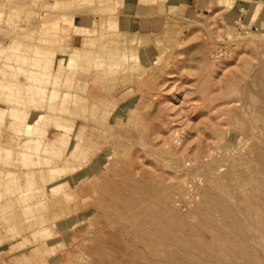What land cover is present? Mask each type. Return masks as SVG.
Listing matches in <instances>:
<instances>
[{"label": "rangeland", "instance_id": "1", "mask_svg": "<svg viewBox=\"0 0 264 264\" xmlns=\"http://www.w3.org/2000/svg\"><path fill=\"white\" fill-rule=\"evenodd\" d=\"M184 1L170 0L176 19L154 21L136 46L125 32L140 20L96 0H0V264H252L240 247L264 240V0H202L195 13ZM79 28L80 54L94 55L84 102L62 94L79 76ZM12 81L43 90L20 102ZM217 181L239 216L210 208L204 192ZM219 230L237 242L236 263L197 247Z\"/></svg>", "mask_w": 264, "mask_h": 264}, {"label": "bare ground", "instance_id": "2", "mask_svg": "<svg viewBox=\"0 0 264 264\" xmlns=\"http://www.w3.org/2000/svg\"><path fill=\"white\" fill-rule=\"evenodd\" d=\"M90 22H92V21H90ZM88 20H87V23L85 24V25H87V26H94V25H91V23H90ZM79 24V26H85L84 24H81V23H78ZM83 34H84V30L82 29V28H79V29H77V45L75 46V50H76V53L78 54L76 57H71V59L72 60H75L76 61V65H75V68H76V72L79 74V76H77V82L75 83V88H74V90H73V92H68V91H62V94H76V95H78V99H77V101L78 102H84V100H86V98H85V86L88 84V79L89 78H87V77H85L83 74H84V71H85V69L86 68H84V67H82V65L86 62V61H93V59H94V55L92 56L91 55V57L90 56H87L86 58L84 57V56H86V55H83L82 53L80 54V52H82V50L85 48V47H83L84 45L82 44V40H84L83 39ZM57 40H51V39H45L44 40V44L48 47V48H50V49H55V46L57 45ZM94 41H92L91 43H93ZM95 47V46H94ZM93 50H95L94 48H93ZM95 52V51H94ZM93 52V53H94ZM91 61V62H92ZM79 62V63H78ZM93 63V62H92ZM98 73H94L93 75L95 76V75H97ZM19 78H32V74H29V75H27V77H25L24 75L23 76H18V77H16V79H15V81L17 80V79H19ZM18 82V81H17ZM13 84H15L16 86H17V90L18 91H20L18 94H16L15 95V100H17V101H20L21 102V100L22 99H20L21 98V94L22 93H24L23 91H26V92H28V93H35V91H37L38 93H40V90H43V87H38V89H33L32 87H28V86H25V88H23L19 83H14V81H12L10 84H9V87H12L13 86ZM89 84H90V82H89ZM93 85H95V84H93ZM22 88H23V90H22ZM90 88H91V86H90ZM93 88V87H92ZM40 89V90H39ZM95 89V88H94ZM93 89V90H94ZM96 90H97V88H96ZM98 91V90H97ZM36 92V93H37ZM92 92V91H91ZM88 93H89V91H88ZM94 94L96 93V92H93ZM98 94V93H97ZM89 95H90V93H89ZM11 111L12 110H14V108H12V109H10ZM46 114H49V115H51L52 113H51V111H48V112H46ZM53 115V114H52ZM82 115V114H81ZM69 117V118H68ZM65 116V117H63V119H66V120H68V121H70V122H72L73 121V119H72V117H70V116ZM47 122H49V119H45ZM82 124H84V125H82ZM87 125H89L87 122L85 123V121H83V119L82 120H80L79 121V124L77 125V127L74 129V133H73V136H74V138H75V140L74 141H76V147L77 148H75V160H79V157H80V153L82 152V150H81V148L83 147V145H84V138H86V136H85V134H86V132H88L87 130H89V127H86ZM31 125H30V123L28 124V128L30 127ZM35 129L34 128H29L28 129V135L29 136H31V133L34 131ZM51 138L50 137H48V139L47 140H41L40 139V142H43V143H47V142H50L49 140H50ZM52 140V139H51ZM52 142H53V140H52ZM49 145H51V143H48ZM8 153H11V151L9 150V149H7L6 150ZM25 154V153H24ZM259 155H260V153H259ZM261 155H262V153H261ZM262 157H263V155H262ZM243 165V164H242ZM239 166H240V164H239ZM238 166V167H239ZM244 166H246L245 164H244ZM240 168H241V166H240ZM247 169H248V167H247ZM3 170H5V169H2V170H0V177L2 176V174H3ZM52 170V169H51ZM241 170V169H240ZM246 170V169H245ZM245 170H243V172L245 171ZM6 171V170H5ZM47 172H50V169H47L46 170ZM248 170H246L245 171V174H246V176L247 175H249V173L247 172ZM81 172V171H80ZM78 173H79V171H77V173H72V176H75V175H78ZM229 175V174H228ZM240 175H243V174H240ZM231 176V175H230ZM243 176H245V175H243ZM244 177V178H242V179H244L245 180V182H246V180H248V182L250 181V179L251 178H253L252 176H251V178L249 179L248 177ZM232 177V176H231ZM242 177V176H241ZM261 177H263L264 178V176H261ZM47 178H50L49 177V175H47ZM229 178V177H228ZM237 179L238 178H240V177H236ZM246 178V179H245ZM257 178V177H256ZM262 178V179H263ZM236 179V182L238 181ZM261 179V178H260ZM226 180V179H225ZM231 180V179H230ZM232 180H233V178H232ZM241 180V179H240ZM228 181H229V179H228ZM223 183L225 182V181H222ZM248 182H246V183H248ZM264 182V181H263ZM64 183V180L61 178L60 180H56V181H54V182H52V188H56V189H60V186L62 187V184ZM243 183H244V181H243ZM245 183V184H246ZM257 183V182H256ZM65 184V183H64ZM66 185V184H65ZM218 185V186H217ZM238 185V184H237ZM249 185V187L251 186V188H252V185H253V179H252V181H251V184H248ZM254 185H255V183H254ZM220 186H222V184L221 183H219L218 181H217V184L215 183V184H210V189H205L206 191L204 192V193H206L204 196L206 197V195H207V197L205 198V200L207 199V202H208V204L210 205V208L212 209V210H214V212L215 213H218V214H220V215H222V216H224L225 218L226 217H229V216H231L230 218H232V216H236V215H240V212L238 213V214H236V215H234V212H235V210H233L231 207L233 206V204L231 205L230 204V202L228 201V199L226 200V199H224V197L223 196H221V192H220V190L222 191L223 189L221 188V189H219L218 191L216 190L217 189V187H220ZM240 186V185H239ZM239 186H236V187H239ZM260 186V185H259ZM235 187V188H236ZM247 188V186L246 185H244V188ZM254 187V186H253ZM263 187V186H262ZM225 188V187H224ZM243 188V187H242ZM241 187H240V189H242ZM256 188H258V187H256ZM232 189V188H231ZM236 189H239V188H236ZM253 189V188H252ZM251 189V190H252ZM264 189V188H263ZM216 190V191H215ZM233 190V189H232ZM250 190V191H251ZM209 191V192H208ZM230 191V190H229ZM255 191H256V189H255ZM257 191H259V189L257 190ZM260 191H261V189H260ZM259 191V192H260ZM223 192V191H222ZM225 192H228L227 191V189H226V191ZM229 193V192H228ZM252 193V192H251ZM251 193H250V195H251ZM255 193H258V192H254L253 194H255ZM263 193H264V191H263ZM261 194V193H260ZM241 195V194H240ZM256 195V194H255ZM225 196H227V195H225ZM252 196V195H251ZM261 196H263V195H261ZM250 196H248L247 195V198L248 199H250L249 198ZM253 197V196H252ZM259 197V196H258ZM246 198V199H247ZM255 198H256V196H254V199L253 200H255ZM262 198V197H261ZM233 199V198H232ZM246 199H243L244 200V202L246 203L247 201H248V199H247V201H246ZM260 199V198H259ZM263 199V198H262ZM261 199V202L263 201ZM230 200V199H229ZM258 200V199H257ZM256 200V202L258 203V201ZM250 201H252V200H250ZM254 202V201H253ZM255 202V203H256ZM260 202V201H259ZM260 202V203H261ZM251 204V202L249 203V205ZM254 203H252V205H253ZM207 205V204H206ZM252 205H251V208H253V209H251L250 207V209L248 208V210H250V211H253L254 209H257V210H259V208H258V206L260 205V204H257V205H255V207H254V205H253V207H252ZM203 206H204V203H203ZM231 206V207H230ZM235 206V205H234ZM202 208V207H201ZM234 208V207H233ZM238 208V207H237ZM237 208H235V209H237ZM203 209V208H202ZM245 209V208H244ZM201 210V209H200ZM205 210V209H204ZM256 210V211H257ZM237 211V210H236ZM250 211H248V213H250L251 215L252 214H254L253 212H250ZM261 211V210H260ZM262 214H263V217H262V219H261V221H260V223H261V225L263 224V227H264V202H263V206H262ZM201 212V211H200ZM246 212H247V210H246ZM255 212V211H254ZM235 213H237V212H235ZM196 214V213H195ZM261 214V215H262ZM255 215V214H254ZM203 216V215H202ZM212 216V215H211ZM250 216V215H249ZM237 217V216H236ZM241 217V216H240ZM248 217V216H247ZM246 216H245V218H247ZM251 217V216H250ZM261 217V216H260ZM249 218V217H248ZM236 219V218H235ZM242 219V218H241ZM259 219V218H258ZM236 220H238V219H236ZM239 220H240V218H239ZM249 220V219H248ZM260 220V219H259ZM240 221H242V220H240ZM239 221V222H240ZM211 222H212V220H211ZM243 222H245V221H243ZM259 222V221H258ZM228 223V222H227ZM242 223V222H241ZM259 224V223H258ZM183 225V224H182ZM186 225V224H185ZM245 225V224H244ZM230 226V225H229ZM247 226V225H246ZM245 226V227H246ZM249 227V226H248ZM257 227V226H256ZM165 228H168V227H165ZM177 228V227H176ZM178 228H180V227H178ZM206 229H208V228H206ZM238 228H236V230H237ZM242 229H243V227H242ZM246 229H247V227H246ZM255 229V228H254ZM258 229V228H257ZM164 230V229H163ZM172 230V229H171ZM181 230H183V229H181ZM263 230V229H262ZM262 230H260L261 232H262ZM154 231V230H153ZM173 231V230H172ZM202 231H204V230H202ZM209 231V230H208ZM251 231V230H250ZM166 232V231H165ZM174 232V231H173ZM188 232V231H187ZM222 232V231H221ZM221 232H220V230H219V234L220 235H218L217 237H215V238H218V239H216V241H213L212 243H210V242H205V241H202L201 239H202V237L203 236H205V235H201V234H199L200 235V241L196 244L197 245V247H199V249H201L203 252H205L206 254L207 253H209V252H211V251H213V249L214 248H216V246H219V248L217 249L216 248V250L219 252V255H220V257L222 258V260H227V263H228V260L230 261V260H232L231 262L232 263H236L235 262V260H236V251L233 249V248H236V247H233L232 248V246L233 245H235V244H232V243H230V241H229V244H226L227 242V240H225V239H228V238H226V237H224V240H223V238L221 237ZM244 232H245V230H244ZM192 233H193V231H192ZM205 233H206V231H205ZM239 233H240V231H239ZM264 233V232H263ZM161 234V233H160ZM174 234H176V233H174ZM174 234L173 235H171V233L169 232L168 233V235L170 236H168L167 234L165 235L167 238L169 237V238H171V239H173V241L174 240H176V239H178L176 236H174ZM222 234H224V233H222ZM227 234V233H226ZM225 234V235H226ZM246 234V233H245ZM207 235V234H206ZM163 236V235H162ZM184 236V235H183ZM208 236V235H207ZM234 236H237V235H234ZM261 236V235H260ZM165 237V238H166ZM181 237V236H180ZM199 237V236H198ZM163 238H164V236H163ZM205 238L206 237H203V239L205 240ZM237 238V237H236ZM235 238V239H236ZM260 238V237H259ZM213 239H214V237H213ZM212 239V240H213ZM245 239H246V237H245ZM261 239V238H260ZM259 239V241H261ZM166 240V239H165ZM180 240V239H179ZM183 240H185L184 238H183ZM194 240V239H193ZM215 240V239H214ZM171 241V240H170ZM172 241V242H173ZM226 243H225V242ZM234 241V240H233ZM236 241V240H235ZM180 242V241H179ZM221 242H224V243H221ZM186 243V242H185ZM257 243H258V241H257ZM259 244V243H258ZM229 245V246H228ZM232 245V246H231ZM237 246H238V244H236ZM254 245H256V244H254ZM253 245V246H254ZM251 246L250 248H245V247H243V246H241L240 248V254L242 253V255H240V256H243V257H249L250 258V260H251V263L252 264H264V240L263 241H261V243L259 244V246ZM172 248V247H171ZM174 249V248H173ZM237 250H238V248H236ZM198 250V249H197ZM174 251V250H173ZM183 250H181V252H182ZM195 251V253H196V250H194ZM171 252V251H170ZM175 252V251H174ZM217 252V253H218ZM171 254H172V252H171ZM187 254V253H186ZM186 254H184V255H186ZM211 254H214V253H210L209 255H211ZM218 255V256H219ZM239 255V254H238ZM189 256H191V255H189ZM195 256V259H194V257L193 256H191L195 261H197L198 260V257H197V255L195 254L194 255ZM185 257V256H184ZM243 257H240V259H243ZM201 258V257H200ZM206 258V257H205ZM213 258V257H212ZM216 258V257H215ZM218 258V257H217ZM220 258V259H221ZM238 258H239V256H238ZM189 259V258H188ZM190 260V259H189ZM216 260V259H215ZM208 261V260H207ZM221 261V260H220ZM241 262H242V260H240ZM149 262V261H148ZM209 262H210V259H209ZM247 262H249V261H247ZM191 263V262H190ZM205 263V262H204ZM207 263V262H206ZM230 263V262H229ZM244 263V262H243ZM151 264V263H150ZM197 264V263H196ZM213 264V263H212ZM217 264V263H216ZM231 264V263H230Z\"/></svg>", "mask_w": 264, "mask_h": 264}, {"label": "crops", "instance_id": "3", "mask_svg": "<svg viewBox=\"0 0 264 264\" xmlns=\"http://www.w3.org/2000/svg\"><path fill=\"white\" fill-rule=\"evenodd\" d=\"M202 0H186L184 2L186 6L190 7V10L193 12H198L199 9H202ZM39 6H50L53 0H39ZM98 4L104 5L111 10H116L120 15H128L133 16L140 20V28L135 30H127L125 32V38L127 42L131 43L132 45L139 46V37L146 36L150 34L151 25H153L154 21L159 20H175L176 16L169 12L167 9L170 4V0H165L164 5L166 8L163 13V16H160L163 13H160L161 7L155 0H96ZM40 8V7H39ZM48 8V7H47ZM188 9V12H190ZM264 23V22H263ZM85 37L87 35H84ZM89 37V36H88ZM91 39V37L89 38Z\"/></svg>", "mask_w": 264, "mask_h": 264}]
</instances>
